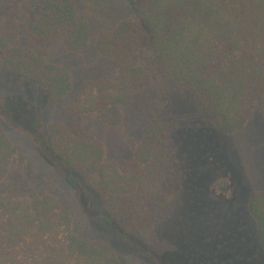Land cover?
I'll return each instance as SVG.
<instances>
[{"label": "trees", "instance_id": "1", "mask_svg": "<svg viewBox=\"0 0 264 264\" xmlns=\"http://www.w3.org/2000/svg\"><path fill=\"white\" fill-rule=\"evenodd\" d=\"M122 1L126 10L114 0H0V57L50 104L71 100L76 114L95 115L103 127L119 125L127 106L143 108L142 140L122 167L82 136L80 123L50 124L45 136L70 172L67 184L78 187L80 177L98 196L100 224H120L121 243L167 257L172 250L156 228L180 203L187 169L177 125L159 99L189 100L222 134L264 115V0ZM56 44L81 58L95 51L98 75L77 89L70 70L53 61ZM208 142L220 151L219 139ZM16 160L25 157L0 127V182ZM248 211L264 252V191L251 195ZM0 264L124 263L108 242L78 235L55 197L0 191Z\"/></svg>", "mask_w": 264, "mask_h": 264}, {"label": "rangeland", "instance_id": "2", "mask_svg": "<svg viewBox=\"0 0 264 264\" xmlns=\"http://www.w3.org/2000/svg\"><path fill=\"white\" fill-rule=\"evenodd\" d=\"M114 3L126 10L122 0ZM50 50L53 61L70 70L77 89L98 75L102 64L95 51L81 58L60 44ZM159 102L163 115L177 125V141L186 156L184 194L156 228L157 239L172 250L171 255L153 257L123 244L115 235L120 224H100L95 219L102 209L98 196L80 177L78 187L67 184L65 175L70 172L51 152L45 136L50 124L80 123L82 136L101 142L106 161L122 167L142 140L148 122L143 108L127 106L119 125L103 127L95 115L76 114L71 100L50 104L36 87L21 83L1 57L0 127L25 160L13 162L0 191L55 197L72 215L78 235L108 242L124 264H264L256 222L248 211L251 195L264 191V115L255 112L243 130L222 134L202 121L189 100L162 95ZM213 137L221 145L216 153L209 151Z\"/></svg>", "mask_w": 264, "mask_h": 264}]
</instances>
